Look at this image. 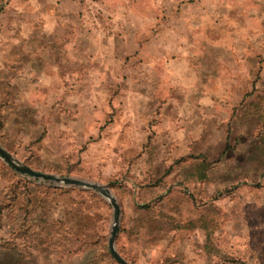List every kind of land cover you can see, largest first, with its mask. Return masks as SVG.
I'll list each match as a JSON object with an SVG mask.
<instances>
[{
  "label": "rangeland",
  "instance_id": "1",
  "mask_svg": "<svg viewBox=\"0 0 264 264\" xmlns=\"http://www.w3.org/2000/svg\"><path fill=\"white\" fill-rule=\"evenodd\" d=\"M263 57L264 0H0V147L128 264H264ZM112 211L0 157V259L118 264Z\"/></svg>",
  "mask_w": 264,
  "mask_h": 264
},
{
  "label": "water",
  "instance_id": "2",
  "mask_svg": "<svg viewBox=\"0 0 264 264\" xmlns=\"http://www.w3.org/2000/svg\"><path fill=\"white\" fill-rule=\"evenodd\" d=\"M0 157L7 163L9 164L10 167L13 169L29 174L33 177L36 178H41L44 180H48L50 182H55V183H65V184H71L74 186H80V187H86L90 188L96 192H98L102 197H104L111 205L113 211H112V224L110 226L109 230V236L107 238V249L109 252V255L118 263V264H128L127 261H125L114 249L113 241L114 237L116 234V229H117V222H118V216H119V206L116 203L114 197L110 194L108 189L104 187L103 185H99L97 183L93 182H87L84 180H79V179H74V178H69V177H59L53 174H47L39 171H34L30 169L27 166L20 165L17 163L9 153H7L5 150H3L0 147Z\"/></svg>",
  "mask_w": 264,
  "mask_h": 264
},
{
  "label": "trees",
  "instance_id": "3",
  "mask_svg": "<svg viewBox=\"0 0 264 264\" xmlns=\"http://www.w3.org/2000/svg\"><path fill=\"white\" fill-rule=\"evenodd\" d=\"M0 264H11V263L9 262V259L8 258H6V257L3 256L0 259Z\"/></svg>",
  "mask_w": 264,
  "mask_h": 264
},
{
  "label": "crops",
  "instance_id": "4",
  "mask_svg": "<svg viewBox=\"0 0 264 264\" xmlns=\"http://www.w3.org/2000/svg\"><path fill=\"white\" fill-rule=\"evenodd\" d=\"M245 58H247V57H245ZM263 60H264V57H263L262 61H263ZM262 61H261V62H262Z\"/></svg>",
  "mask_w": 264,
  "mask_h": 264
}]
</instances>
